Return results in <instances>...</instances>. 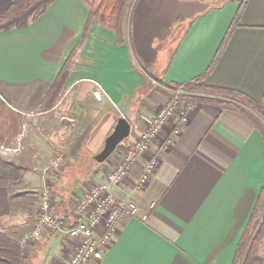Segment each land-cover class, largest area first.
Returning a JSON list of instances; mask_svg holds the SVG:
<instances>
[{"label":"crops","instance_id":"1","mask_svg":"<svg viewBox=\"0 0 264 264\" xmlns=\"http://www.w3.org/2000/svg\"><path fill=\"white\" fill-rule=\"evenodd\" d=\"M91 1L53 0L26 27L0 30V146L19 145L0 155L26 167L19 184L0 186V231L10 237L31 227L39 206L38 198L11 200L15 188L35 192L45 178L60 213L73 223L75 196L103 179L119 154L103 163L93 159L118 118L130 122V136L138 133L167 90L199 79L264 101V0H132L122 44L97 21L84 37ZM10 3L0 0V15ZM66 62L67 79L48 107L46 97ZM146 73L163 94L145 91ZM97 87L100 100L92 95ZM169 131L151 147L158 163L147 185L135 187L143 156L112 188L138 210L120 218L101 259L88 264L232 263L264 189L263 139L243 114L208 103L199 104L165 145ZM56 154L66 164L51 178L43 169ZM68 246L61 232L50 233L24 252V264H62ZM259 248L264 235L255 254Z\"/></svg>","mask_w":264,"mask_h":264},{"label":"built area","instance_id":"2","mask_svg":"<svg viewBox=\"0 0 264 264\" xmlns=\"http://www.w3.org/2000/svg\"><path fill=\"white\" fill-rule=\"evenodd\" d=\"M101 94L100 90L93 91L96 99H101ZM178 104L177 98L162 104L136 139L129 135L117 146L115 151L123 150V158L106 171L103 179L92 181L85 192L75 196V218L71 226L64 227L65 217L58 209L53 186L45 183L39 191L38 213L20 238L22 249L33 248L46 235L61 232L69 245L68 258L62 264H88L101 259L103 249L118 230L120 218L125 214L134 215L138 210L132 199L117 198L112 188L125 182L130 168L143 156L147 159L135 187L140 190L147 185L158 163L157 156L149 151L151 145L159 140L172 121V128L165 136L168 137L165 145H170L188 122V113L180 110ZM18 146H0V152H15ZM62 164L65 165L63 157L57 154L48 160L45 170L53 176L63 169ZM97 229L101 230L99 236L95 234Z\"/></svg>","mask_w":264,"mask_h":264},{"label":"trees","instance_id":"3","mask_svg":"<svg viewBox=\"0 0 264 264\" xmlns=\"http://www.w3.org/2000/svg\"><path fill=\"white\" fill-rule=\"evenodd\" d=\"M53 0H11L9 7L0 15V30L8 31L14 28H24L30 22L41 16L51 5ZM132 3V0H92L88 3L89 16L84 37L93 21L101 23L104 28L112 31L117 44L124 42L122 22L124 15ZM223 49L220 48L219 52ZM68 64L66 62L53 83L47 95L48 107L57 100L68 76ZM185 88L197 89L210 94L221 95L223 98L200 100L199 103L214 104L222 109L238 112L246 116L260 133L264 142V126L259 119L244 108L251 107L264 119V102H256L250 97L231 89L218 88L203 85L199 79L192 84L184 85ZM199 101V100H198ZM26 167L8 160L0 155V186L9 187L21 182ZM11 200H23L31 202L37 200L35 196L26 194H13ZM39 200V198H38ZM38 213V210L36 211ZM68 219V217H67ZM65 218L64 227L72 223ZM255 225V229H253ZM23 234V233H22ZM10 237L0 231V264H24V250L20 245V238ZM264 235V189L259 192L256 203L250 215L249 221L242 232L236 247L231 264H254L255 252ZM245 250V252H244Z\"/></svg>","mask_w":264,"mask_h":264},{"label":"rangeland","instance_id":"4","mask_svg":"<svg viewBox=\"0 0 264 264\" xmlns=\"http://www.w3.org/2000/svg\"><path fill=\"white\" fill-rule=\"evenodd\" d=\"M130 8V6L128 7V9ZM127 9V10H128ZM148 77V78H147ZM155 80H154V77L152 76V75H150L149 73H148V75H147V73H146V78H145V84H144V89H145V91L146 92H148L150 89L152 90H154V92L156 93V94H158L159 95V93L160 94H163L162 93V91H166L163 87H160V86H158V85H156V83L154 82ZM95 90H99V88L97 87L96 89H94L93 91H95ZM167 92H168V94H166V93H164V94H166V95H168L167 97H166V100L163 102V105L165 104V103H167V102H169V101H171L172 99H174V98H177L178 99V101H179V106H180V110H184V111H186L187 113H188V120H189V115H190V113H192V111H194V110H196L198 107H199V104H201V103H199L200 102V100H210V99H219V98H223L221 95L219 96V95H215V94H210V93H208V92H204V91H200V90H197V89H192V88H185L184 86H176V87H174L172 90H167ZM92 95H93V92H92ZM104 95L103 94H101V99H102V97H103ZM160 96H165V95H160ZM94 97V96H93ZM98 100H100V99H98ZM199 100V101H198ZM264 102V101H263ZM244 108L246 109V110H248L249 112H251V113H253L258 119H259V121L261 122V124L264 126V119L262 118V116L260 115V114H258V113H256L251 107H248V106H246V105H244ZM186 113V114H187ZM156 114V113H155ZM154 118V116L151 118V120ZM170 122V121H169ZM172 124H173V122L171 121L170 123H168V125H167V127H169L170 129L172 128ZM148 125V123L145 125V127ZM144 128H142L138 133H136V134H134V135H132L131 137L133 138V139H136L137 138V136L139 135V133L143 130ZM181 132V131H180ZM153 145V144H152ZM152 145H151V147H152ZM8 147H11V146H8ZM150 150H151V148H150ZM149 150V151H150ZM10 153H12V152H10ZM118 155H115V158H113V156H112V158L114 159H112L111 158V160H113V163L111 164V166L114 164V163H117V162H119L122 158H123V150H122V152H121V150L119 149V151H118ZM57 155V154H56ZM56 155H54V156H56ZM58 155H61L62 157H63V161H64V163L66 164V159H65V157H64V155H62V154H58ZM147 156H150V154H148ZM53 157V156H52ZM109 159V158H108ZM49 160V159H48ZM48 160L45 162V166H44V169H43V172L44 173H46V175H47V171L45 170L46 168H48V166H47V163H48ZM89 163H92V164H94L93 163V161L91 162V161H89ZM62 167H63V169L65 168V165H63L62 164ZM63 169L60 171V172H63ZM54 176V175H53ZM53 176H49V177H53ZM45 180H46V178L44 179V180H42V182H41V185L43 186L46 182H45ZM126 180V179H125ZM90 185V184H89ZM41 187V186H40ZM42 188V187H41ZM41 188H39V189H37V191H23L21 188H15V193L16 194H28L29 196L30 195H32V196H35L36 198H38L39 197V191H40V189ZM39 201V200H38ZM21 201H19V203H20ZM23 204H25V203H23ZM36 204V203H35ZM29 206H33L34 205V203H29L28 204ZM253 229H255V225H254V227H253ZM244 252H245V250H244ZM255 259L256 260H254V264H264V249L263 248H259V253L257 252V254H255Z\"/></svg>","mask_w":264,"mask_h":264},{"label":"water","instance_id":"5","mask_svg":"<svg viewBox=\"0 0 264 264\" xmlns=\"http://www.w3.org/2000/svg\"><path fill=\"white\" fill-rule=\"evenodd\" d=\"M131 124L123 116H120L113 128L104 140L102 149L93 156L97 163L106 161L112 153L116 150L117 146L130 135Z\"/></svg>","mask_w":264,"mask_h":264}]
</instances>
